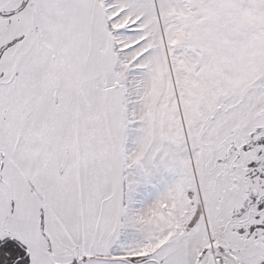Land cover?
<instances>
[{"label":"snow or ice","instance_id":"snow-or-ice-1","mask_svg":"<svg viewBox=\"0 0 264 264\" xmlns=\"http://www.w3.org/2000/svg\"><path fill=\"white\" fill-rule=\"evenodd\" d=\"M0 264H264V0H0Z\"/></svg>","mask_w":264,"mask_h":264}]
</instances>
